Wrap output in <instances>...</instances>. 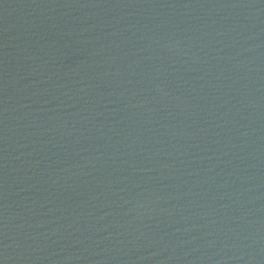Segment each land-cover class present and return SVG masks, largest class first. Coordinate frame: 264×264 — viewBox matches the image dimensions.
I'll use <instances>...</instances> for the list:
<instances>
[{
  "label": "water",
  "instance_id": "water-1",
  "mask_svg": "<svg viewBox=\"0 0 264 264\" xmlns=\"http://www.w3.org/2000/svg\"><path fill=\"white\" fill-rule=\"evenodd\" d=\"M0 264H264V0H0Z\"/></svg>",
  "mask_w": 264,
  "mask_h": 264
}]
</instances>
